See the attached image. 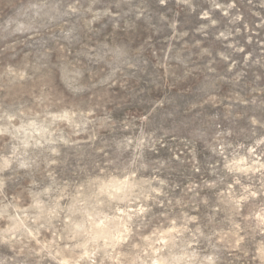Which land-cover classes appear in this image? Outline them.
<instances>
[{
	"label": "rangeland",
	"instance_id": "374dc122",
	"mask_svg": "<svg viewBox=\"0 0 264 264\" xmlns=\"http://www.w3.org/2000/svg\"><path fill=\"white\" fill-rule=\"evenodd\" d=\"M0 264H264V0H0Z\"/></svg>",
	"mask_w": 264,
	"mask_h": 264
}]
</instances>
